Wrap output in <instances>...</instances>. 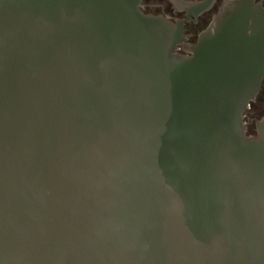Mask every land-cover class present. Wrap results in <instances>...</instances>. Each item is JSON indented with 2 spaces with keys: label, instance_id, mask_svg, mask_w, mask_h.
Segmentation results:
<instances>
[{
  "label": "water",
  "instance_id": "1",
  "mask_svg": "<svg viewBox=\"0 0 264 264\" xmlns=\"http://www.w3.org/2000/svg\"><path fill=\"white\" fill-rule=\"evenodd\" d=\"M139 3L0 0V264H264V36Z\"/></svg>",
  "mask_w": 264,
  "mask_h": 264
},
{
  "label": "flooded vegetation",
  "instance_id": "2",
  "mask_svg": "<svg viewBox=\"0 0 264 264\" xmlns=\"http://www.w3.org/2000/svg\"><path fill=\"white\" fill-rule=\"evenodd\" d=\"M139 9L147 14L162 16L179 24L186 36L178 52L187 54L185 44H195L211 23L228 13H240L248 18V34L264 36V0H140ZM264 120V76L259 91L244 113L248 135L258 134V123Z\"/></svg>",
  "mask_w": 264,
  "mask_h": 264
}]
</instances>
